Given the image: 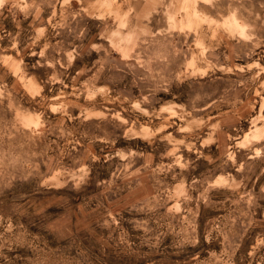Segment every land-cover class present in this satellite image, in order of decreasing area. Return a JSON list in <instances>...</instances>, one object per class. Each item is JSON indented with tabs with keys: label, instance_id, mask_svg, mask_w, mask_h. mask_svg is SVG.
<instances>
[{
	"label": "clouds",
	"instance_id": "1",
	"mask_svg": "<svg viewBox=\"0 0 264 264\" xmlns=\"http://www.w3.org/2000/svg\"><path fill=\"white\" fill-rule=\"evenodd\" d=\"M0 264H264V0H0Z\"/></svg>",
	"mask_w": 264,
	"mask_h": 264
},
{
	"label": "rangeland",
	"instance_id": "2",
	"mask_svg": "<svg viewBox=\"0 0 264 264\" xmlns=\"http://www.w3.org/2000/svg\"><path fill=\"white\" fill-rule=\"evenodd\" d=\"M69 215H71V211L69 210ZM65 222L67 221V217L64 218Z\"/></svg>",
	"mask_w": 264,
	"mask_h": 264
}]
</instances>
